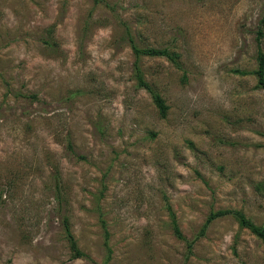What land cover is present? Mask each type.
Returning a JSON list of instances; mask_svg holds the SVG:
<instances>
[{
  "label": "rangeland",
  "instance_id": "374dc122",
  "mask_svg": "<svg viewBox=\"0 0 264 264\" xmlns=\"http://www.w3.org/2000/svg\"><path fill=\"white\" fill-rule=\"evenodd\" d=\"M131 40L177 56L139 58L166 117ZM259 47L264 0H0V264H264L233 214L200 235L264 224Z\"/></svg>",
  "mask_w": 264,
  "mask_h": 264
},
{
  "label": "trees",
  "instance_id": "16d2710c",
  "mask_svg": "<svg viewBox=\"0 0 264 264\" xmlns=\"http://www.w3.org/2000/svg\"><path fill=\"white\" fill-rule=\"evenodd\" d=\"M259 34L261 36V31H259ZM260 36H259L258 41H260V39H261ZM131 45H132V48H133L135 55L137 56V61L135 63V76H136L137 81H138V86L141 88L147 89L152 94L154 103L157 106L160 115L162 117H166L167 113H168V105L166 104V101L162 97V95L159 92H157L152 87V85L145 79L143 70L139 64V58L142 56H151V57L164 56V57H167V58L172 59L173 61L177 62V56L175 55V53L170 51V49L167 47H164V48L140 47L133 40H131ZM254 73H255L256 78H257L258 87H261L262 89H264V52L260 47L258 48L257 67H256ZM67 146L71 151L73 150V143L70 139H68ZM169 209H170V214H171V218H172V227H173L175 235L179 239L186 241L188 248H189V251L191 252L193 250V246H194L197 238H195L193 240H189L184 235L183 231L181 230V228L179 226V223L177 221L175 213L173 212L171 207H169ZM227 214H233L236 217V219L238 220L241 228H247L253 234L257 235L258 237L264 238V224L256 223L255 221H253V219L248 217L244 212H242L240 210H219L217 212L212 213L208 217V220H207L205 226L203 227L200 235H203L205 233L207 225L213 219H215L216 217L222 216V215H227ZM104 226L106 227L105 222H104ZM63 227H64V231H65L67 240L69 242V245H70V247L74 253V256L75 257H84V256L86 257L87 254L80 249L78 242H77V239L72 232L69 219L67 217L63 218ZM106 235H107V237L109 236L108 231H106Z\"/></svg>",
  "mask_w": 264,
  "mask_h": 264
}]
</instances>
